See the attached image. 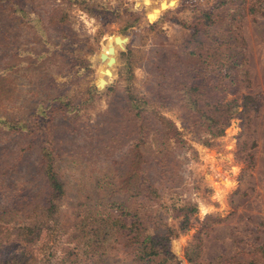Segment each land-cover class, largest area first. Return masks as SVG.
<instances>
[{"label":"rangeland","instance_id":"1","mask_svg":"<svg viewBox=\"0 0 264 264\" xmlns=\"http://www.w3.org/2000/svg\"><path fill=\"white\" fill-rule=\"evenodd\" d=\"M149 1L167 7L149 17L152 22L141 0H0V117L23 125L0 124V206L12 207L21 196L39 198L43 138L64 183L63 218L72 217L77 204L126 197L137 153L143 178L157 187L142 201L143 217L175 229L186 217L187 229L169 241L181 263L183 247L196 234L203 264H248L260 259L257 248L264 246V0ZM207 8L224 47L242 52L231 69L236 91L225 97L238 104L242 95L251 98L215 135L190 127L177 95L182 70L176 57L189 47L203 51L208 39L201 12ZM52 15L61 23L53 25ZM114 35L120 45L115 65L105 67L104 86L96 88L99 53ZM128 97L148 100L142 136L133 130ZM196 103L204 108L205 98ZM159 117L168 120L166 129ZM164 134L172 162L160 178L152 157ZM124 204L137 205L133 198ZM114 207L106 210L129 225L132 217ZM7 208L0 216L6 220L13 217Z\"/></svg>","mask_w":264,"mask_h":264},{"label":"trees","instance_id":"2","mask_svg":"<svg viewBox=\"0 0 264 264\" xmlns=\"http://www.w3.org/2000/svg\"><path fill=\"white\" fill-rule=\"evenodd\" d=\"M141 1L146 13L153 19L165 6L153 5L149 0ZM227 1L229 0H217L216 4ZM201 16L204 20V37L208 41L201 46L203 51L195 47L187 48L185 53L182 51V57L187 59L186 63H183L182 57H176V63L182 70V81H179L181 84L177 95L182 109L192 120L190 127L196 126L203 132L215 135L222 133L227 127L229 120L237 112V107L244 108L246 101H251V98L242 95L240 104L236 102L235 97L226 99V94H234L236 91L237 77L231 69L241 60L242 52L238 51L235 45L232 48L224 47V39L218 32L220 24H217L216 17L211 14L209 8L203 10ZM49 18L53 25L61 23L60 16L52 15ZM105 39L107 42L101 51L104 57L97 69V77L105 74L103 70L107 65L112 71L116 62V50L120 46L117 37L114 39V36H108ZM235 55L240 58L237 60ZM200 97L205 98L204 108H200L196 103ZM140 99L142 98L128 97L127 100V110L130 119L134 121L133 130L136 134L139 133L138 136L144 135L146 128L142 113L149 110L146 107L148 100ZM150 100L157 101L155 98ZM159 118L161 129H166L168 120ZM0 124L11 130L23 128L20 121L2 117ZM165 139L164 134L156 144V153L152 157L156 160L160 178H165L172 162L167 158L168 142ZM132 140L134 142L138 139L134 137ZM46 142L43 138L40 145L44 190L39 198L35 200L21 196L22 199L17 198L12 207L0 206V216H3L5 208L13 215L7 220L0 217V264H182L170 251L169 241L171 237L178 235L176 232L187 229L186 217H181L177 227L179 230L165 222L149 221L152 217L147 220L143 217L142 201L157 191V187L143 178L142 171L139 170L140 154L134 153L131 159V164L134 163L135 167L125 180L128 183L124 188L126 197L96 205L77 204L78 211H75L72 217L63 218L58 201L62 200L65 193L64 183L54 168L53 149L49 142ZM134 145L136 146V143ZM161 181L162 179L159 180ZM127 198H133L137 203L136 207L126 206L124 203ZM108 206L125 209L123 214L132 217L129 225H125L122 218L110 215L106 210ZM41 232L44 234L42 238ZM195 235L193 234L183 247V257L189 264H203L197 259L198 245L194 239ZM257 252L260 259L253 258L248 264H260V260L264 264V246H259Z\"/></svg>","mask_w":264,"mask_h":264},{"label":"water","instance_id":"3","mask_svg":"<svg viewBox=\"0 0 264 264\" xmlns=\"http://www.w3.org/2000/svg\"><path fill=\"white\" fill-rule=\"evenodd\" d=\"M177 1V0H176ZM176 1H175V4H176ZM159 6H161V3L159 4ZM167 7H164V8H162L161 9V11H163V10H165ZM161 11L159 12V14L161 13ZM158 14V15H159ZM157 15V16H158ZM145 20L147 21V22H152V21H149V13H146L145 14ZM157 18V17H156ZM155 18V19H156ZM154 19V20H155ZM116 37H119V35H114V39L116 38ZM122 39H124L125 37H121ZM126 39V38H125ZM103 57H104V55H103V53H99V58L100 59H103ZM104 73H106V74H108L109 73V70L107 69V68H105L104 69ZM104 83H105V80L102 78V77H99L96 81H95V87L96 88H102L103 86H104ZM182 264H188L186 261H183V263Z\"/></svg>","mask_w":264,"mask_h":264}]
</instances>
